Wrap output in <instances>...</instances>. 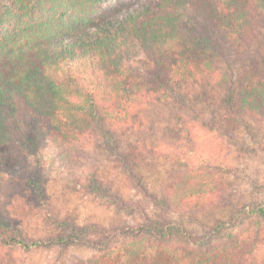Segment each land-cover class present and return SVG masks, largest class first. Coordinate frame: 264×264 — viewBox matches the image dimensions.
<instances>
[{"label": "trees", "instance_id": "obj_1", "mask_svg": "<svg viewBox=\"0 0 264 264\" xmlns=\"http://www.w3.org/2000/svg\"><path fill=\"white\" fill-rule=\"evenodd\" d=\"M108 1L0 0V147H9L15 131L25 127H42L67 143L102 141L101 147L117 154L137 197H126L95 174L71 188L132 221L107 227L60 216L46 194L38 159L22 191L27 211L39 215L49 231L30 236L24 219L6 218L0 211V252L82 245L93 253L74 264H262L257 233L239 229L249 220L264 221V202L206 224L197 214L198 204L183 208L187 194L150 193L129 154L119 149L120 138L147 104L184 98L186 87L214 82L223 50L206 26L218 29L237 52L252 49L257 32L264 30V0H117L94 9ZM65 17L69 27L59 23ZM251 57L264 67L260 47ZM256 114L264 115V76L248 77L239 88L232 73L215 114L201 125L214 131L220 123L233 134L243 116ZM180 126L192 152L191 131ZM30 142L37 152V140ZM188 178L187 173L177 186L188 184ZM196 183L190 194L207 193L201 181ZM210 196L202 209L220 202Z\"/></svg>", "mask_w": 264, "mask_h": 264}, {"label": "rangeland", "instance_id": "obj_2", "mask_svg": "<svg viewBox=\"0 0 264 264\" xmlns=\"http://www.w3.org/2000/svg\"><path fill=\"white\" fill-rule=\"evenodd\" d=\"M116 1L109 0L94 9ZM63 19L59 23L69 27L71 20ZM205 30L214 45H220L223 50V56L216 58L220 71L214 82L186 87L184 98L171 96L165 101L147 104L130 130L120 138L119 153L129 154L135 172L142 175L150 193L159 197L167 193L175 198L187 194L183 208L191 210L198 204L199 218L211 225L217 219L228 220L238 207L264 202V115L243 116L233 134L221 129L220 123L214 131L201 125L202 119H210L215 114L232 73L239 88L248 77L259 80L264 76V67L251 57L259 47L264 53V30L257 32L252 49L241 52L226 43L218 29L206 26ZM181 124L191 131L195 143L192 152L183 138ZM15 135L16 140L9 147H0V211L6 218L24 219L30 236L39 237L49 231L39 215L27 211L26 194L22 191L26 176L39 160L43 165L46 194L60 216H69L79 225L97 223L107 227L132 221L125 213L71 188L76 181L88 182L95 174L100 182L118 189L126 197H137L117 154L101 147L102 141L80 138L67 143L57 140L42 127H25L22 131L16 130ZM30 139L37 140V152ZM167 155L180 157L187 163L182 165L176 158L167 159ZM187 173L191 181L183 187L177 186ZM198 180L207 193L190 194L198 187ZM210 195H217L220 202L202 209ZM239 231L247 235L257 233L256 243L264 264V221L258 225L252 220L246 221ZM92 253L91 248L82 245L16 251L8 255L0 252V264H74Z\"/></svg>", "mask_w": 264, "mask_h": 264}]
</instances>
